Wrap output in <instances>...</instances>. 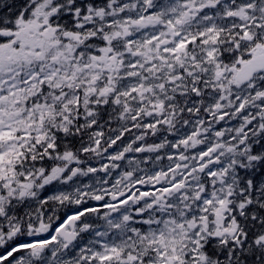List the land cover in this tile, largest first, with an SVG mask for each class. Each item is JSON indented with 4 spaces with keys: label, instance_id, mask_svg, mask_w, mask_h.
Listing matches in <instances>:
<instances>
[{
    "label": "snow or ice",
    "instance_id": "obj_1",
    "mask_svg": "<svg viewBox=\"0 0 264 264\" xmlns=\"http://www.w3.org/2000/svg\"><path fill=\"white\" fill-rule=\"evenodd\" d=\"M0 264H264V0H0Z\"/></svg>",
    "mask_w": 264,
    "mask_h": 264
}]
</instances>
